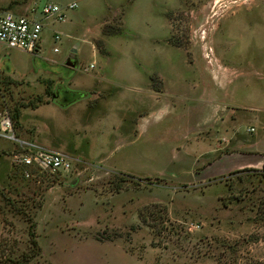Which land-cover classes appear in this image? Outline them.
Instances as JSON below:
<instances>
[{
	"label": "rangeland",
	"instance_id": "1",
	"mask_svg": "<svg viewBox=\"0 0 264 264\" xmlns=\"http://www.w3.org/2000/svg\"><path fill=\"white\" fill-rule=\"evenodd\" d=\"M29 2L35 19L77 8L43 22L39 54L0 45V117L17 139L0 134V264H264V164L200 159L221 143L218 117L243 150L264 142V0ZM54 82L41 120L29 105L53 102ZM68 87L83 97L65 109ZM20 143L71 170L18 166Z\"/></svg>",
	"mask_w": 264,
	"mask_h": 264
},
{
	"label": "built area",
	"instance_id": "2",
	"mask_svg": "<svg viewBox=\"0 0 264 264\" xmlns=\"http://www.w3.org/2000/svg\"><path fill=\"white\" fill-rule=\"evenodd\" d=\"M77 8L76 3H69L64 6L45 4L40 10V17L19 16L9 11L0 12V45L8 49L19 50L31 55L39 54L41 34L44 28L43 22L53 20L62 23L66 20L67 10ZM58 40V35L54 36ZM57 52V49H54ZM93 65L90 66L92 68ZM13 122L8 112L0 117V134L6 138L17 141L13 135ZM249 131H252L250 129ZM27 151L14 155L15 163L18 166L35 169L40 172H47L51 175L67 173L71 170L68 158L56 151L35 147L31 144L20 143ZM29 176L28 172H25Z\"/></svg>",
	"mask_w": 264,
	"mask_h": 264
},
{
	"label": "crops",
	"instance_id": "3",
	"mask_svg": "<svg viewBox=\"0 0 264 264\" xmlns=\"http://www.w3.org/2000/svg\"><path fill=\"white\" fill-rule=\"evenodd\" d=\"M3 11H9V12H11L15 15H19V16H22V15H32V17L38 16V13H37L38 11L31 6V2H29V0H0V12H3ZM58 84H61V82H58L57 85ZM71 89H72L71 87H68V89H67L68 92H66L65 90L64 91L62 90V92H61L62 93V98H61L62 101L59 102L62 104L60 106L61 108L66 109L73 102H75L77 99H79L80 97H83L81 95L80 96L78 95L77 97H79V98L74 96L72 99L71 95H75L77 93L72 94L70 92ZM58 91L59 90L56 88V82H54V85L52 88L53 95L50 97V99H52L53 102L51 101L49 103L41 104V105L37 106L36 108H32L31 112L34 113V115L35 114L41 115L40 109L43 106H53L54 104H56L60 100V97L58 96V93H57ZM262 111H263V109H260L259 112H262ZM39 118H41V120H42V118H45V117H42V115H41V117H39ZM227 120H228L227 117H224V118L218 117L216 119V121H214V122L218 123L219 131H217V133L222 137L221 143L216 146V149H211L210 147H208V149L204 148L205 153L207 152V154H205V158H203L204 157L203 155H201V158L200 157H198V158H200L202 160H206V161L212 159L211 162L207 163L208 166H206V167L210 166V168H214L218 164L220 169L223 168V173H224V171H227V170L231 171L234 169H240V168H244V167H252V168L256 167V168H258L259 166H262L264 164V142L261 144H260V142H252V145L250 144V146H249V150H247V151L243 150L242 144L239 143L238 139H236L234 131H232L228 136H224L223 134H220V126L225 125ZM40 122H42V121H40ZM250 129H252V131H250V132H253V128H250ZM250 129H248V130H250ZM208 130L210 131L211 129L209 128ZM262 134H264V132ZM31 145L38 147V148H43V147L37 145V143L31 144ZM258 145H261V147H262L260 149V153L256 149V147ZM61 148H63V147H61ZM43 149L49 150L46 147H44ZM57 150L60 151L59 147H57ZM213 151L219 152L220 155L217 156L216 158L210 157L213 154L212 153ZM221 173H222V170H221ZM212 175H220V171H216L215 173L213 172Z\"/></svg>",
	"mask_w": 264,
	"mask_h": 264
},
{
	"label": "trees",
	"instance_id": "4",
	"mask_svg": "<svg viewBox=\"0 0 264 264\" xmlns=\"http://www.w3.org/2000/svg\"><path fill=\"white\" fill-rule=\"evenodd\" d=\"M53 95V93L51 92V90L49 88L46 89V93H45V96L50 98L51 96ZM39 102L41 103L42 101H38V104ZM29 107H32V108H36L37 107V102L35 104L33 103H30ZM19 110L17 108L13 109V119H14V122L15 124L17 123V120L19 118ZM263 169H264V166H263ZM259 211H261V213L264 212V201H261L259 203ZM29 236H30V239H31V245L33 247L34 250H36V252L39 250L38 249V244L36 242V239H35V223H30L29 225ZM24 258L22 257L19 261L17 260V262H15V264H24L23 260Z\"/></svg>",
	"mask_w": 264,
	"mask_h": 264
}]
</instances>
